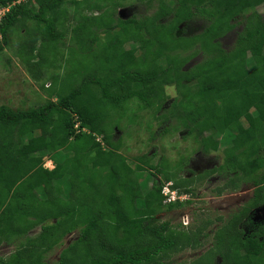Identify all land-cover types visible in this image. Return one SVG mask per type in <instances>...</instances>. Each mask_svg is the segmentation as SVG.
Wrapping results in <instances>:
<instances>
[{"label":"trees","instance_id":"trees-1","mask_svg":"<svg viewBox=\"0 0 264 264\" xmlns=\"http://www.w3.org/2000/svg\"><path fill=\"white\" fill-rule=\"evenodd\" d=\"M129 3L142 13L121 17ZM1 7L8 9L0 53L17 34L15 54L34 80L47 67L63 72L42 83L51 94L44 104L0 105V245H15L0 264H165L203 245L213 219L188 228L158 219L192 202H164L166 182L192 194L203 175L183 178L181 167L151 164L152 155L132 162L119 152L115 127L132 99L158 112L159 134L180 127L205 154L220 150L217 135L225 140L222 162L205 172L222 176L216 194L255 187L229 218L216 217L212 244L184 264H264V222L251 217L264 204V0H0ZM197 20L200 31H188ZM237 27L224 48L219 38ZM167 86L176 95L163 107ZM49 154L53 168L44 165ZM147 165L163 181L140 182ZM244 220L253 223L248 234Z\"/></svg>","mask_w":264,"mask_h":264},{"label":"rangeland","instance_id":"rangeland-1","mask_svg":"<svg viewBox=\"0 0 264 264\" xmlns=\"http://www.w3.org/2000/svg\"><path fill=\"white\" fill-rule=\"evenodd\" d=\"M121 8L123 11L119 12L118 10V13L124 18L132 14L140 15L143 9L138 3H129L128 6ZM202 25L203 22L197 20L186 26V29L191 32H198ZM239 28L230 30L219 38L224 48L228 49L233 45ZM18 36L17 34H12L10 37L11 46L5 48L0 53V105L6 104L13 108L26 109L31 106L44 104L50 98L51 94L45 91L41 85L44 82H49L48 77L51 73L54 71L61 73L63 72V68H44L45 74L43 79L34 80L19 56L15 54L16 41L19 40ZM102 36L103 38L107 37L105 34ZM199 59L200 54L190 59L186 67L191 66ZM166 88L167 94L170 95L163 97L161 101V103L163 102V107L169 106L172 100L171 97L176 95V90L173 86H167ZM154 112V108H140L137 99L129 100L125 105L123 118L119 120V125L115 127V136L121 139L119 152L128 160H132V162H134L137 156L148 154L149 156L152 155L151 164L153 165L162 162L163 167L170 168L171 170L181 167L182 175L180 174V176L183 178L195 177L199 174L203 175V177H199L200 179H197L192 184L193 192L188 197L192 200L191 203L168 212L162 211L158 213L160 221L170 220L173 226L181 224L185 228L198 226L206 218L214 220L206 229V232H209L210 235L205 237L202 246L182 250L174 254L170 259H167L165 263L184 264L201 255L212 244L214 229L222 223L216 217L223 216L224 219L229 218L233 211H237L238 208L250 199L255 187L248 185L234 191L225 190L222 194H216L215 188L223 183L222 176L217 172L209 173V175L205 174V172L222 162V150L227 144L225 140L217 135L221 141L220 150L205 154L201 151V144L195 139V136L186 135L184 129L180 127L167 133L159 134V131L165 128V125H160L159 120L155 117L158 112ZM135 115L136 121L131 123L130 118ZM57 154L64 156V152L62 151ZM55 157L56 155L52 154L45 156L44 165L48 168H53ZM136 177L140 182L149 178V185H151L152 179L156 177L163 181V178H160V175H157L156 170L150 167V165H147L146 170L139 172V175ZM165 184L168 185V183ZM68 194L69 190L65 187L63 192L64 197H67ZM255 209L251 211L254 212ZM252 221L254 223H263L264 209L253 215ZM252 225L253 223H250L249 220H244L241 223L245 234L251 231ZM39 230L40 226L31 230L29 234L34 236ZM76 236L77 232L75 231L73 234L67 235L64 238L63 246L55 247L47 254V258L50 261L58 259L62 248ZM14 248V244L8 246L2 243L0 245V255H8Z\"/></svg>","mask_w":264,"mask_h":264},{"label":"built area","instance_id":"built-area-1","mask_svg":"<svg viewBox=\"0 0 264 264\" xmlns=\"http://www.w3.org/2000/svg\"><path fill=\"white\" fill-rule=\"evenodd\" d=\"M8 9V7H1L0 8V20L2 15L5 13V11ZM169 185V183H168ZM167 184L163 187V194L165 195L164 202H170L175 201L176 199H182L184 196L183 194H180L176 189H170Z\"/></svg>","mask_w":264,"mask_h":264},{"label":"flooded vegetation","instance_id":"flooded-vegetation-1","mask_svg":"<svg viewBox=\"0 0 264 264\" xmlns=\"http://www.w3.org/2000/svg\"><path fill=\"white\" fill-rule=\"evenodd\" d=\"M179 192V191H178ZM180 194H183V198L182 199H180V200H186V199H190V198H188L189 197V195H190V193H186V192H184V193H180ZM256 213H258V212H256V211H254L253 212V215H255ZM253 215L251 216V217H253ZM185 217V216H184Z\"/></svg>","mask_w":264,"mask_h":264},{"label":"water","instance_id":"water-1","mask_svg":"<svg viewBox=\"0 0 264 264\" xmlns=\"http://www.w3.org/2000/svg\"><path fill=\"white\" fill-rule=\"evenodd\" d=\"M121 11H123L122 8L119 10V12H121ZM262 209H264V204L261 205V206H259V207H257V208L255 209V211H256V212H260Z\"/></svg>","mask_w":264,"mask_h":264},{"label":"clouds","instance_id":"clouds-1","mask_svg":"<svg viewBox=\"0 0 264 264\" xmlns=\"http://www.w3.org/2000/svg\"><path fill=\"white\" fill-rule=\"evenodd\" d=\"M120 9H121V8H119V10H120ZM166 183H169V187H170V189H173V188L171 187V184H172L171 182H166ZM164 186H165V184H164ZM164 186H163V187H164ZM174 190H175V189H174ZM176 190H177V189H176ZM177 191H178V190H177ZM162 193H163V191H162ZM180 193H181V192H180ZM163 195H164V194H163ZM164 196H165V195H164Z\"/></svg>","mask_w":264,"mask_h":264}]
</instances>
